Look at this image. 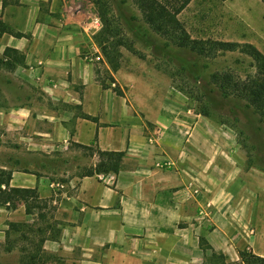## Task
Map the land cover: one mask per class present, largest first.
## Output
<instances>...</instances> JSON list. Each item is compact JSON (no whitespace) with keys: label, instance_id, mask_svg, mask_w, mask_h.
<instances>
[{"label":"crops","instance_id":"crops-1","mask_svg":"<svg viewBox=\"0 0 264 264\" xmlns=\"http://www.w3.org/2000/svg\"><path fill=\"white\" fill-rule=\"evenodd\" d=\"M70 3L0 0V24L23 34H0V56L6 48L24 56L5 75L29 88L4 111L5 129L32 155L77 144L123 155L119 171L102 178L61 172L62 189L45 173L12 168L11 187L35 188L54 206L50 223L60 231L42 248L68 264H210L203 239L228 264L240 250L264 257V170L229 128L170 90L122 69L102 87L100 61L87 58L102 57L97 15ZM29 218L22 203L0 205V242L9 222Z\"/></svg>","mask_w":264,"mask_h":264},{"label":"rangeland","instance_id":"rangeland-1","mask_svg":"<svg viewBox=\"0 0 264 264\" xmlns=\"http://www.w3.org/2000/svg\"><path fill=\"white\" fill-rule=\"evenodd\" d=\"M69 1L74 3L73 6L84 7L88 15L96 14L92 0ZM107 1L116 34L110 39L123 42L118 47V69L144 77L159 90H170L178 99L188 102L190 108L207 113L211 120L229 128L247 151L251 164L264 170V116L247 107L244 100L222 94L215 83L216 78L251 80L256 77L251 57L241 49L217 52L213 49L206 55H198L187 49L166 46L165 40L147 28L131 0ZM177 18L191 38L202 40L205 50H208L209 42L221 40L252 44L264 55V4L260 0H191ZM101 28L100 22L93 39ZM99 61L96 65L98 77L106 78L109 69L103 55ZM5 71L9 70L0 67V169L19 168L45 173L55 184L65 187L67 178L61 172L75 170L77 174L82 173L88 166H93L88 164L90 157L97 158L96 153L72 145L71 149L63 148L53 156L42 157L21 147L19 134L16 136V131L11 133L5 129L4 111L11 107V102L18 106L21 95L29 88L17 78H8ZM34 211L36 214L38 209ZM52 216V212L47 214L46 221L30 216L24 221L27 224L22 229L24 237L20 232H10V245L0 242V264H26L30 257H34L35 264H68L58 254L37 246L40 237L52 232L45 230ZM42 227L44 230L40 233L38 230Z\"/></svg>","mask_w":264,"mask_h":264},{"label":"trees","instance_id":"trees-1","mask_svg":"<svg viewBox=\"0 0 264 264\" xmlns=\"http://www.w3.org/2000/svg\"><path fill=\"white\" fill-rule=\"evenodd\" d=\"M191 0H131L132 4L138 9L142 21L146 24L147 28L165 40L163 42L166 46L173 48L189 50L198 55H206L209 51H235L241 49L246 53L254 62L256 67V77L251 80L242 79H230L216 78L215 83L217 89L224 95H230L238 99L245 101V105L250 107L258 115L264 116V55L252 44L244 43L239 44L237 42L214 40L209 42L208 50H205L202 45V40H196L191 38L184 27L177 18V15L190 3ZM264 4V0H260ZM94 9L99 21L102 23V28L96 34L94 41L100 48L103 55V59L108 65L109 74L107 77L99 78L102 87L114 82V78L111 75V71L115 72L119 68V61L117 60L119 55L118 47L123 45L120 40H111L112 37H116L114 29L112 27V21L110 19V3L107 0H92ZM131 19L135 17L131 16ZM3 31L12 33L14 36L20 37L23 34L20 32H13L9 28L0 24V34ZM111 37V39H110ZM130 50H132L130 48ZM24 56L12 48H6L0 56V67H3L9 71H13L18 65L23 63ZM98 75V71L96 70ZM113 90L121 94V89L117 86H113ZM201 114L209 117L205 112ZM87 117V116H86ZM78 147L92 149L91 153L95 152L97 155V162L93 166H88L84 171L78 174L82 176H91L98 173H117L121 167V160L123 152L121 151H103L99 148L91 146ZM23 171H28L24 169ZM12 175V170L0 169V205L8 208H16L18 204L22 203L25 207V213L30 216H37L39 220L46 221L47 214L54 210V206L49 204V200L40 198L35 188H22L11 187L9 185ZM37 208L38 212L34 209ZM42 209L43 212L41 211ZM40 210V211H39ZM27 227L26 222H9L8 229L5 232V243L10 245L9 235L10 232H22V229ZM55 224L48 223L45 226L46 229H51L52 232L46 237H40L37 246H42L43 242L47 238L55 239L59 234V228H55ZM44 227L39 228V232H43ZM27 239V238H26ZM202 242V243H201ZM200 241V246L203 248L206 261L210 264H228L226 263L225 256L222 253L211 251V247ZM6 249L10 246H5ZM207 251H211L207 253ZM239 261L229 264H264V257L256 255L251 251L240 250L238 252ZM26 264H35L34 257L28 258Z\"/></svg>","mask_w":264,"mask_h":264},{"label":"built area","instance_id":"built-area-1","mask_svg":"<svg viewBox=\"0 0 264 264\" xmlns=\"http://www.w3.org/2000/svg\"><path fill=\"white\" fill-rule=\"evenodd\" d=\"M93 20H94L93 21L94 23L91 26H94V27L98 28L99 25H100V21H99L98 17L93 18ZM87 58L88 59H91V60H96V61L102 60V57H100V56H94L93 54L87 55ZM154 138H155L154 136L153 137L151 136V137L148 138V141L151 142V141L154 140ZM97 175H98L99 178H102L104 174L103 173H98ZM55 185L57 187H60V188H63L64 187L63 184H59V183H56ZM198 214L202 218L208 216V213L206 211H204L203 209H201Z\"/></svg>","mask_w":264,"mask_h":264}]
</instances>
